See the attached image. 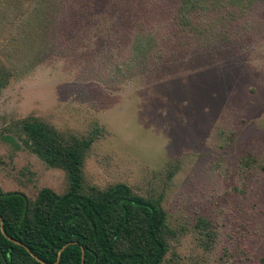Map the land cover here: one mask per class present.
I'll list each match as a JSON object with an SVG mask.
<instances>
[{"label": "rangeland", "instance_id": "374dc122", "mask_svg": "<svg viewBox=\"0 0 264 264\" xmlns=\"http://www.w3.org/2000/svg\"><path fill=\"white\" fill-rule=\"evenodd\" d=\"M34 2L0 0V58L14 73L0 95L1 187L68 189L24 145L25 118L67 137L100 129L85 183L161 199L176 232L166 264H264V4L176 36L175 0H70L40 34L26 26ZM140 27L155 37L145 59Z\"/></svg>", "mask_w": 264, "mask_h": 264}, {"label": "trees", "instance_id": "16d2710c", "mask_svg": "<svg viewBox=\"0 0 264 264\" xmlns=\"http://www.w3.org/2000/svg\"><path fill=\"white\" fill-rule=\"evenodd\" d=\"M67 1L35 0L29 10L35 17L28 18L26 26L38 28L39 34L50 31L54 15L70 12L73 4ZM259 4L264 0H175L169 25L176 36L202 31L206 17L214 22L218 13H228L234 19ZM80 6L84 11L87 3ZM141 30L136 33L135 53L145 59L155 37L148 35L147 43L141 40ZM212 42L205 40L203 45ZM13 75L0 58V95ZM20 130L29 150L49 167L66 172L68 189L58 193L43 187L31 197L0 185V264H83V250L84 264H166L176 232L161 199L141 195L125 183L107 188L85 183L84 162L100 129L89 136L67 137L54 125L29 117L22 120ZM200 221L208 234L203 244L210 248L215 237L212 223ZM70 242L74 243L63 249Z\"/></svg>", "mask_w": 264, "mask_h": 264}, {"label": "water", "instance_id": "95a60500", "mask_svg": "<svg viewBox=\"0 0 264 264\" xmlns=\"http://www.w3.org/2000/svg\"><path fill=\"white\" fill-rule=\"evenodd\" d=\"M71 243H74V242H70V243L66 244V245L63 247V249H64L66 246H68L69 244H71ZM63 249H62V250H63ZM84 257H85V253H84V250H83V264H84Z\"/></svg>", "mask_w": 264, "mask_h": 264}]
</instances>
